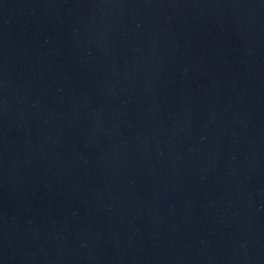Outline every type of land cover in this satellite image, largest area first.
Masks as SVG:
<instances>
[{"label":"water","instance_id":"95a60500","mask_svg":"<svg viewBox=\"0 0 264 264\" xmlns=\"http://www.w3.org/2000/svg\"><path fill=\"white\" fill-rule=\"evenodd\" d=\"M0 264H264V0H0Z\"/></svg>","mask_w":264,"mask_h":264}]
</instances>
